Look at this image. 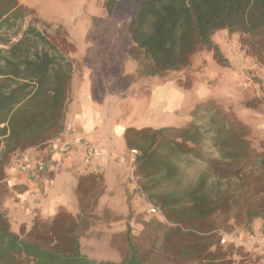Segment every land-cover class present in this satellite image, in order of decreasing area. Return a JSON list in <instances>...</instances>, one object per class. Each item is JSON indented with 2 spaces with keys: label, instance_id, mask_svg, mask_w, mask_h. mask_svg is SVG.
I'll use <instances>...</instances> for the list:
<instances>
[{
  "label": "trees",
  "instance_id": "16d2710c",
  "mask_svg": "<svg viewBox=\"0 0 264 264\" xmlns=\"http://www.w3.org/2000/svg\"><path fill=\"white\" fill-rule=\"evenodd\" d=\"M97 1L107 15L127 19L141 75L163 77L180 71L204 49L224 64L226 59L212 40L218 30L237 36L246 56L264 62V0ZM31 14L34 10L19 0H0V183L4 187L13 156L47 148L45 157L50 159L49 144L61 135L69 101L72 65L56 42L64 40L66 31L56 28L51 39L37 25L47 23L35 18L20 34L19 23ZM3 31L18 38L12 41ZM206 112L220 157L216 164L209 161L210 170L216 180L227 184L233 180L234 185L213 190L210 173L203 172L183 193L171 189L150 195L165 219L175 224L164 226L159 251L139 250L126 236L128 248L118 262L94 261L81 253L80 227L104 190L103 174L90 172L76 175V215L60 207L51 220L34 214L29 225L13 227L0 200V264H245L228 258L234 248L219 245L218 229L229 221L248 228L258 218L264 225V141L254 144L250 127L231 108L209 99L190 110L192 120L183 126L126 127L124 143L128 150L139 152L134 161L137 177L162 175L150 186L142 185L145 191L155 190L179 173L170 156L201 158L198 148L203 136L196 120Z\"/></svg>",
  "mask_w": 264,
  "mask_h": 264
},
{
  "label": "rangeland",
  "instance_id": "374dc122",
  "mask_svg": "<svg viewBox=\"0 0 264 264\" xmlns=\"http://www.w3.org/2000/svg\"><path fill=\"white\" fill-rule=\"evenodd\" d=\"M19 2L34 10V14L26 16L19 23L20 34L35 18L47 23L48 26H42L40 22L37 25L40 30H44L43 33H48L51 39L57 32L56 28L66 31L64 40L60 41L58 35L59 39H56V42L62 55L71 62V76L74 73V82L77 83L72 91L74 96H85L88 99L84 107L91 109L101 105L98 99L94 100L93 94L101 97L112 93L118 94L113 101L111 97H103L105 101H102V106L104 105L109 111L113 121L118 122L122 127L159 128L173 125L180 127L192 120L189 112L196 104L214 99L222 106L231 108L237 117L250 127V138L254 144L259 145L264 141V62H254L246 56L237 36L229 35L226 30H218L212 35L213 42L218 45L221 55L226 59L224 64L214 59L211 50L204 49L192 56L188 67L170 72L163 77L151 76L152 80H170L178 88L191 91L170 111L153 110L147 109L136 99L137 95L143 96L149 93L150 81H145L149 76L141 75L139 72L141 68L137 64V55L133 52L128 35L127 19L122 16L107 15L97 0H19ZM3 34L9 36L12 41L18 38L12 37V31H3ZM38 47H41V42H38ZM75 47H77V55L90 58V69L89 66H82L81 61L70 57L75 52ZM208 52L210 55H207ZM70 94L71 90L69 103ZM246 102L250 104L246 106ZM183 112L185 117L182 115ZM208 116V112L201 113L196 120V125L200 128L199 133L203 136L198 148L201 158L183 154L170 156L171 164L179 173L175 179L157 186L155 190L148 188L145 191L142 185L150 186L162 175L147 179L137 177L134 173V161L137 155L130 160L127 148L115 158L111 155L105 156L107 161L124 170L127 176L124 186L129 184L123 193H119V188L109 189L112 186L104 179L103 193L97 198L94 207L88 211L86 218L84 217L85 224L79 230L82 254L94 261L118 262L128 248L126 236H129L139 250L159 251L165 231L164 226L175 224L165 219L150 195L155 191L167 192L171 189L183 193L196 183L203 172L210 173L209 184L213 190L234 185L233 180L228 184L227 181L216 180L210 170L209 161L216 164L220 161V157L214 147V134L207 123ZM45 155L43 160H46ZM121 156H124L123 162L119 161ZM12 163L11 161L6 168V173L8 174L10 169L11 173L18 174L13 170ZM7 178L8 175L4 180L5 187L3 182L0 183L2 210L10 217L13 227L23 223L29 225V221H23L21 215H18V212L27 211L26 200L22 202L18 195L24 190L17 185L10 189ZM42 191H45L44 187ZM73 197L75 208L59 206L52 215L34 211L30 218L38 214L44 220H51L60 207L76 215L78 205L74 189ZM7 200H11L13 204L12 214L5 208ZM21 203L22 207H20ZM218 233L219 245L225 249L232 246L235 250L228 255V258L242 260L245 264H264L262 219L253 220L248 228L244 224L237 225L229 221L218 229Z\"/></svg>",
  "mask_w": 264,
  "mask_h": 264
},
{
  "label": "crops",
  "instance_id": "0c3cea01",
  "mask_svg": "<svg viewBox=\"0 0 264 264\" xmlns=\"http://www.w3.org/2000/svg\"><path fill=\"white\" fill-rule=\"evenodd\" d=\"M224 33V32H223ZM130 38V37H129ZM133 47V46H132ZM6 48V47H5ZM75 52L70 55L74 60L81 61L82 66H89L91 68L90 58L88 56L81 57ZM207 55H210L209 52ZM74 73L71 76L70 82V103H67V111L65 114L64 124H70L72 132L68 135H60L56 139V142L62 140H70L74 136L82 137L84 143L95 145L101 152V157L92 158L88 163L84 161L86 156V150L82 146L72 147L65 155L60 156L56 152L54 143L49 144L52 149V156L46 162V171L44 174L38 176H31L24 173L13 174L11 170H8V186L10 189L14 185H17L20 189L24 190L23 193L18 194L23 201L26 200L25 207L26 212H18V215L23 221H29L30 215L34 211H38L44 215L53 214L57 207L65 206L67 208L74 207L73 189L76 182V175L81 173L100 172L103 174L105 182L111 184L112 188H119V193L128 187L124 174V170L109 162L105 159V156L111 155V157H117L126 151L124 143L123 132L126 127H122L118 122H114L113 118L108 113L109 111L102 106V101H105L103 97H111L112 101L118 97V94H107L103 97L98 94H93L94 100L98 99L101 105L94 107H84L88 101L85 96L75 97L73 94L74 86L77 84L74 82ZM155 81L151 79V76L145 78V81H150L149 93L143 96L137 95V98L141 104L145 105L147 109L168 110L175 108L182 98L191 92L189 90H182L178 88L175 83L170 80ZM79 84V83H78ZM184 117L185 112L182 114ZM2 126V125H1ZM175 126V125H173ZM130 127V126H128ZM165 127V126H163ZM2 145L0 146V152ZM28 155L31 161H36L38 158H44L47 148L40 152L37 148H32ZM21 155V154H20ZM19 156V155H18ZM13 156L12 162L18 157ZM57 163V168L52 169L53 164ZM51 178V183L47 185L43 192L42 178L44 176ZM127 179V178H126ZM108 189V190H109ZM110 194V193H108ZM5 208L12 214L13 204L11 200H7Z\"/></svg>",
  "mask_w": 264,
  "mask_h": 264
},
{
  "label": "built area",
  "instance_id": "2783aa9c",
  "mask_svg": "<svg viewBox=\"0 0 264 264\" xmlns=\"http://www.w3.org/2000/svg\"><path fill=\"white\" fill-rule=\"evenodd\" d=\"M71 132H72L71 125L64 124L61 134L68 135ZM53 143L54 146L56 147V152L60 157L65 155L74 146H82L86 150V156L84 157V161L86 163H88L89 160L92 158L101 157V152L99 151V149L93 144L84 143L82 137L80 136H74L70 140H62ZM28 153L29 151H25L13 161L12 163L13 170L17 173H24L31 175L33 177L44 174L46 171V162L42 158H38L36 161H31ZM138 154H139L138 150L135 149L129 150L130 160H133V158ZM119 161L123 162L124 156H121ZM56 168H57V163H54L52 169L55 170ZM50 183H51V178L45 175L42 178V184L44 189H46L47 185ZM22 206L23 204L21 203L20 207ZM221 242H224V240H221Z\"/></svg>",
  "mask_w": 264,
  "mask_h": 264
}]
</instances>
